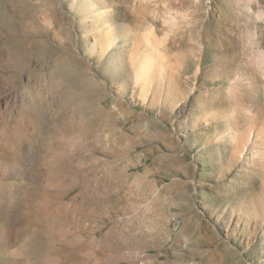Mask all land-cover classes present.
Returning a JSON list of instances; mask_svg holds the SVG:
<instances>
[{
    "label": "rangeland",
    "instance_id": "374dc122",
    "mask_svg": "<svg viewBox=\"0 0 264 264\" xmlns=\"http://www.w3.org/2000/svg\"><path fill=\"white\" fill-rule=\"evenodd\" d=\"M23 1L0 111L35 92L48 135L79 101L87 264H264V0Z\"/></svg>",
    "mask_w": 264,
    "mask_h": 264
},
{
    "label": "bare ground",
    "instance_id": "6f19581e",
    "mask_svg": "<svg viewBox=\"0 0 264 264\" xmlns=\"http://www.w3.org/2000/svg\"><path fill=\"white\" fill-rule=\"evenodd\" d=\"M21 5L28 4L22 0ZM4 15L0 29L10 23ZM19 42L10 36L8 46ZM5 105L0 111V264H87L99 229L85 224L87 214L75 200L67 203L64 183L85 174L79 101H72L70 118L54 108L59 123L48 135L51 125L42 117L43 108L52 106L47 98L28 92L26 100ZM63 136L70 137L65 144Z\"/></svg>",
    "mask_w": 264,
    "mask_h": 264
}]
</instances>
